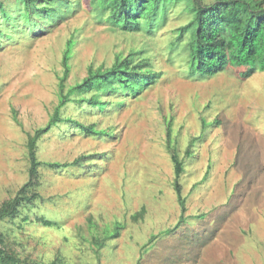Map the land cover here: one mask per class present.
Returning <instances> with one entry per match:
<instances>
[{
  "label": "rangeland",
  "instance_id": "1",
  "mask_svg": "<svg viewBox=\"0 0 264 264\" xmlns=\"http://www.w3.org/2000/svg\"><path fill=\"white\" fill-rule=\"evenodd\" d=\"M63 1L69 11L43 29L0 40V204L28 180L29 136L89 67L131 53L158 76L135 95H101L102 107L88 103L95 90L68 95L36 140L39 196L0 220L2 246L36 264H264V71L189 74L184 43H173L191 17L183 6L149 34L99 20L93 0ZM171 152L183 163L184 222L159 235L180 216Z\"/></svg>",
  "mask_w": 264,
  "mask_h": 264
},
{
  "label": "trees",
  "instance_id": "2",
  "mask_svg": "<svg viewBox=\"0 0 264 264\" xmlns=\"http://www.w3.org/2000/svg\"><path fill=\"white\" fill-rule=\"evenodd\" d=\"M15 9L7 8L0 0V40L7 34L12 35L18 30L27 28L38 29L55 18H60L68 9L69 3L63 0H12ZM99 20L124 31H145L151 33L162 26L168 14L177 6H183L191 14L189 20L178 27L174 44L184 43L187 53L188 72L191 75L209 77L227 70L229 67L243 68V77L251 76L255 71H264V0H214L205 3L204 0H93ZM78 4V2H77ZM26 26L25 28L20 26ZM20 28V29H18ZM5 30V31H4ZM11 31L10 33H7ZM13 32V33H12ZM71 42L68 43L70 45ZM129 58L116 55L114 62L105 68H88L86 77L69 88L66 95H60L59 102L44 128L37 129L28 138V180L15 192L14 196L1 202L0 220L13 217L24 203L35 200L39 194L35 190L37 183V166L40 164L36 157V140L42 132L49 130L52 124L60 121L59 107L69 100V94H80L95 90L88 103L102 107L104 101L101 95L117 91L137 94L144 87L156 80L157 73L147 68L146 60L132 63ZM69 50L65 49L62 58L65 74ZM78 98V101H82ZM75 126L87 133L101 134L94 125H84L72 119ZM173 163V188L180 207V216L174 227L165 229L159 235L169 234L184 222L185 200L181 195L178 182L183 172V163L175 152L170 154ZM78 159L71 163L47 162L54 169L67 167L69 164L78 165ZM135 218V216H134ZM44 225H54L52 221L38 218ZM116 227L114 234L117 233ZM153 235L149 242H152ZM97 246L103 244L102 239H94ZM0 235V264H36L20 259L16 253L6 249Z\"/></svg>",
  "mask_w": 264,
  "mask_h": 264
}]
</instances>
